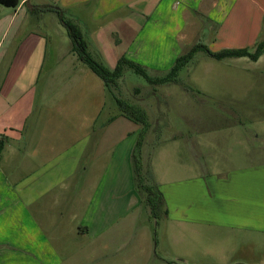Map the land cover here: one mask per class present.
<instances>
[{"label":"crops","instance_id":"0c3cea01","mask_svg":"<svg viewBox=\"0 0 264 264\" xmlns=\"http://www.w3.org/2000/svg\"><path fill=\"white\" fill-rule=\"evenodd\" d=\"M48 2L66 10L87 51L105 58L111 70L119 57L137 62L141 55L159 67L168 37L178 44L197 34L199 14L216 23L217 37L225 29L238 37L252 29L254 36L264 9L255 11L252 2L264 0H18L16 7L0 6V264H149L160 257L146 226L131 216L144 207L149 222L131 162L142 126L116 108L99 121L105 95L85 92L86 79L78 76L85 68L67 31L69 48L53 44V61H46L45 34L23 31L31 8L37 21L54 13L37 10ZM66 56L65 64L55 61ZM55 84L77 92L53 93ZM183 182L186 189L156 184L170 218L190 221V214L209 210L196 206L193 195L211 200L219 184L213 176Z\"/></svg>","mask_w":264,"mask_h":264},{"label":"rangeland","instance_id":"374dc122","mask_svg":"<svg viewBox=\"0 0 264 264\" xmlns=\"http://www.w3.org/2000/svg\"><path fill=\"white\" fill-rule=\"evenodd\" d=\"M259 6L264 9V4L252 2L255 11ZM31 9L22 29L26 32L33 27L45 34L46 61H53V44L64 51L69 48L67 30L56 14L43 13L42 20L37 21ZM260 14L255 37L252 29L251 35L243 37L225 29L217 37L216 23L199 14L197 34L178 44L168 37L167 51L159 67L142 62L148 61L144 55L136 63L156 78L169 70L175 56L184 54L195 43H202L213 52L227 48L252 52L264 39V13ZM17 40L18 37L14 42ZM92 57L108 67L102 61L105 58L94 52ZM68 58L55 61L62 65ZM77 62L85 68L86 73L78 75L86 79L85 92L105 95V107L99 117L103 123L105 115H111V110L118 107L113 96L104 92L101 79L82 61ZM65 87L55 84L52 92H77V88ZM80 88L83 89L81 84ZM113 91L146 115L148 125L140 157L143 169L149 168L155 183L165 184L167 189H186L179 185L185 179L213 176L219 184L218 194L211 200L205 202V197L193 195L190 200L196 206L209 210L190 214V221L181 220L179 214L170 218L166 204L167 216L158 224L150 216L149 222L145 221L144 207L131 215L146 226L160 257L149 264H264V52L257 60L245 56L215 59L199 50L178 71L175 82L161 84L149 83L124 66ZM167 197L170 201L169 194ZM186 199L188 196L181 201ZM176 203L170 202V207Z\"/></svg>","mask_w":264,"mask_h":264},{"label":"trees","instance_id":"16d2710c","mask_svg":"<svg viewBox=\"0 0 264 264\" xmlns=\"http://www.w3.org/2000/svg\"><path fill=\"white\" fill-rule=\"evenodd\" d=\"M17 4L18 0H0V6L4 7H16ZM37 10L51 11L57 15L60 22L63 24V26H65L71 39L72 52H74L77 58L87 65V67L102 80L106 91L113 96V99L116 102L119 111L118 114L125 116L142 126L131 152L133 185L135 191L139 195L141 204L148 209L149 215L155 221V224H158L159 221L164 220V218L167 216V209L165 207L164 198L158 188V185L153 180L149 168L146 167V169H143L140 157V147L143 141V135L146 132L148 125L146 122V115L136 105L122 101L115 95L113 91V87L116 85L117 80L121 77L124 66L131 68L135 73L143 76L149 83L152 84L175 82L178 71L189 62L196 51H204L207 55L215 59L245 56L251 60H257L258 57L264 52V39L256 44L254 51L252 52L245 48H227L213 52L202 43L193 44L187 52L175 58L173 64L163 76L155 78L151 77L142 65L125 57H119L115 66L111 70L107 69L100 62L95 60L87 51V44L82 36L81 30L67 18L65 15V9L57 7L51 2H48L38 5Z\"/></svg>","mask_w":264,"mask_h":264}]
</instances>
